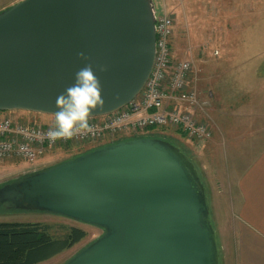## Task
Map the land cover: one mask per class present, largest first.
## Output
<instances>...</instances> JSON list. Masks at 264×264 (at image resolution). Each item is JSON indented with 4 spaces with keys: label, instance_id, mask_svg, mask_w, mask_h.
<instances>
[{
    "label": "water",
    "instance_id": "1",
    "mask_svg": "<svg viewBox=\"0 0 264 264\" xmlns=\"http://www.w3.org/2000/svg\"><path fill=\"white\" fill-rule=\"evenodd\" d=\"M156 15L153 0H21L1 11L0 111L55 116L85 64L103 99L89 117L120 109L151 72ZM0 205L103 230L62 264H220L200 173L163 138L116 140L1 183Z\"/></svg>",
    "mask_w": 264,
    "mask_h": 264
},
{
    "label": "rangeland",
    "instance_id": "2",
    "mask_svg": "<svg viewBox=\"0 0 264 264\" xmlns=\"http://www.w3.org/2000/svg\"><path fill=\"white\" fill-rule=\"evenodd\" d=\"M19 1L21 0H0V12ZM160 1H153L157 14H161ZM173 10L178 16L173 18L171 15L173 26L175 22L174 32L169 40L172 60H189L191 69L187 88L195 90L198 100L205 103L202 111L196 107L199 114L196 117L204 120L214 133L213 119L210 116L211 109L213 111L212 103L217 110L216 115L218 112L224 114L221 115L224 120L232 122L237 121L236 118L254 119L257 113L258 120L255 122H264V0H177ZM209 94L214 95L213 102ZM3 114L15 120L33 121L45 126L55 122V116L48 114L22 110L0 111V115ZM145 134L166 139L178 146L195 163L206 186L210 218L216 230L220 262L223 264L222 257L226 258V252L235 239L233 225L237 220L236 207L240 198L235 183L238 170L234 167L237 149L243 150L245 141L236 150L231 147L224 151L225 162L220 168L214 155L216 146L208 145L207 142L212 136L206 140H197L172 125L158 127L152 132L145 130L138 133ZM261 136L264 139V133ZM100 144L85 142L68 144L66 147L58 145L33 163L16 158L2 159L0 184ZM225 168H230V172ZM0 222L46 223L54 226L52 231L60 230V225L76 226L86 232L83 240L39 264H62L103 233L101 228L62 216L8 209L6 205L0 206Z\"/></svg>",
    "mask_w": 264,
    "mask_h": 264
},
{
    "label": "built area",
    "instance_id": "3",
    "mask_svg": "<svg viewBox=\"0 0 264 264\" xmlns=\"http://www.w3.org/2000/svg\"><path fill=\"white\" fill-rule=\"evenodd\" d=\"M173 19L167 13L157 14L155 22V55L151 72L141 90L120 109L98 117H89L90 130L78 131L71 138L51 141L47 137L53 125L20 121L0 115V160L16 158L33 163L58 145L113 142L119 138L137 135L151 127L172 125L190 138L206 140L211 129L196 117L198 100L195 90H188L189 60H172L170 37ZM211 96V94H209ZM173 98L179 105L168 108L165 100ZM180 104L189 110H181ZM195 110V111H194Z\"/></svg>",
    "mask_w": 264,
    "mask_h": 264
},
{
    "label": "crops",
    "instance_id": "4",
    "mask_svg": "<svg viewBox=\"0 0 264 264\" xmlns=\"http://www.w3.org/2000/svg\"><path fill=\"white\" fill-rule=\"evenodd\" d=\"M160 2L161 14L166 11L173 18L178 16L173 10L177 0H161ZM174 27L175 22L173 32ZM213 97L214 95L211 96V101ZM165 105L168 108H173L179 105V102L173 98H168L165 100ZM211 107L213 111L211 109L210 116L213 119L214 133L211 131L213 136L211 134L212 137L207 142L208 145L216 146L214 155H216L215 160L219 163L220 168L225 162L224 151H227L228 148L231 149V147L234 149L241 147L242 141H245L246 144L243 150L237 149L238 155L234 169L239 171H236L235 183L240 201L236 207L237 220L233 225L234 244L227 250L226 258L225 256L222 257L223 264H264V139L261 136L264 133V122H255L258 120L256 112L254 119L236 118L237 121L231 122V120L221 118V115L224 114L218 112L216 115L217 110L212 103ZM180 108L181 110L190 109L181 104ZM196 116L199 117L197 110ZM205 142L203 141V143ZM240 165L242 166L240 167ZM225 170L230 172V168H225Z\"/></svg>",
    "mask_w": 264,
    "mask_h": 264
},
{
    "label": "trees",
    "instance_id": "5",
    "mask_svg": "<svg viewBox=\"0 0 264 264\" xmlns=\"http://www.w3.org/2000/svg\"><path fill=\"white\" fill-rule=\"evenodd\" d=\"M53 227L40 222H0V264H39L86 237V232L76 226L60 225L57 231H52Z\"/></svg>",
    "mask_w": 264,
    "mask_h": 264
},
{
    "label": "clouds",
    "instance_id": "6",
    "mask_svg": "<svg viewBox=\"0 0 264 264\" xmlns=\"http://www.w3.org/2000/svg\"><path fill=\"white\" fill-rule=\"evenodd\" d=\"M78 55L84 57V53ZM56 103L59 110L55 113V127L47 133L51 141L71 138L78 131L90 130L89 113L103 104L101 84L90 64L74 73L73 83L58 96Z\"/></svg>",
    "mask_w": 264,
    "mask_h": 264
}]
</instances>
